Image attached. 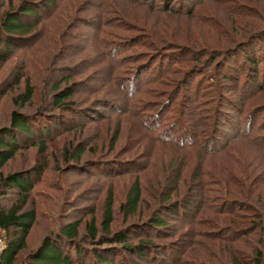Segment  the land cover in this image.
Segmentation results:
<instances>
[{"label":"rangeland","instance_id":"374dc122","mask_svg":"<svg viewBox=\"0 0 264 264\" xmlns=\"http://www.w3.org/2000/svg\"><path fill=\"white\" fill-rule=\"evenodd\" d=\"M239 1L244 3L243 6H239V9L243 13L253 16L233 17L226 7L217 6L214 2H206L203 5L201 9L203 14L179 15L160 9L155 10L153 7L150 9L140 7L133 4L132 0H106V8L110 3H114L107 10V17L121 21L118 34L112 36V40H115L117 45L116 55L109 56L108 54L111 63L105 57V53L102 55L101 49L100 52L93 48L78 55L74 61L64 59L65 56L54 60L58 47L54 48L55 41L49 38L50 35L43 38L36 48L17 50L13 55L0 60V128L9 124L13 110L28 113V116L32 118L31 125L33 127L41 122L45 124L46 121L41 119L42 117L35 118L34 116V120L31 114L42 106L52 107V98L56 92L54 87L59 84L61 76L58 71H62L60 67L63 64L75 62L74 65H76L82 62L77 68L74 81L77 82L80 78H84V82L87 81L86 84H83L85 87L94 86L100 89L99 92L92 95H88L86 91H82L81 95H75L74 100L79 105L91 106L89 109L80 111L79 115H73L75 119L82 121V125L74 126L59 136L53 137L54 139L45 138L48 140V150L43 155L37 146L28 145L29 147L20 151L2 171L6 176L12 172L30 168L36 163L46 165L43 180L35 187L26 207L27 209H36L38 212L37 223L28 238V247L17 264L28 262L27 255L36 250L46 236L57 232L63 224L74 219L90 220L93 213L98 220H101L105 197L109 190H112L115 199L113 231L120 230L132 220H145L152 215L159 204H162L160 196L162 185L159 183L165 184L166 177L171 173L170 169H176L177 165L181 164L183 165V175L180 182V193L182 194L192 185L193 175L199 171V175L208 182L205 191L210 195L209 200H212L209 205L221 208V212L205 210L201 213V217L206 213L208 220L212 219L217 225L234 230L235 238H237L228 242L232 245L231 249L224 241L217 238L211 246L212 241L208 234H211L212 228L204 224L198 227L202 233L197 235L195 240L199 241L201 245L209 244V248L204 250V248H199L200 245L195 251L193 250V253L187 252V244H183L181 248L185 253L187 252V258L193 261L194 257L195 261L203 264H226L227 262L234 264V259L238 257L243 264H253L257 256L264 255V153L262 150L252 144L253 142H249L250 139L245 138H231L230 147L232 150L214 155H208L207 152H202L199 148L183 149L177 144L155 140L153 138L155 135L149 131L150 128H144L141 118H138L133 111L135 107L139 110L145 107V111H148L174 88L177 92L175 98L178 102L182 101L184 97L186 98L184 110L199 115V125L204 123L205 128L211 127L213 114L209 113L216 104L214 95L220 87L211 84L213 82L211 79L209 81L211 83L199 80H203L204 75L206 77L213 76L214 69L221 72L222 65L217 61H223L221 58L225 51L223 49L239 44L240 40L255 31L256 27L250 29L253 27L251 24L259 22L260 25V18L264 19V15H262L264 0ZM103 2L98 0L97 3ZM86 3H89L88 0H75L73 4L71 2L72 5H76V16H78V24H80L73 30L76 33H82L80 40L95 32L89 26L84 25L85 22H95L94 16L96 15L89 6L87 7ZM7 7L6 5L0 9L3 11ZM212 18L221 20L225 24V28H221L219 26L221 22ZM71 20L72 18L63 22L64 28L73 21ZM57 22L58 20L49 22L50 31L54 37L62 31L56 25ZM188 41L191 42V47L186 48L190 51H186V48L183 47V44ZM214 49L216 65L210 63V57H200V50L212 52ZM95 55L99 57L95 60L98 65L88 67L79 73V70L86 68V60H90ZM168 56L175 60L180 57V62L173 64L174 72L166 76L163 84L158 80L143 82L140 90L132 96L127 95L121 88L123 81L124 89L128 90L129 83H138L139 80L149 76L154 77L162 65L170 64L171 59ZM242 62L241 58L237 57L236 61L230 58L227 66L230 67L229 70L234 66L238 73H242ZM88 66H90V62ZM210 67L211 69H209ZM21 73L25 74V79L29 78L34 85L33 99L23 106L20 105L21 102L18 104L16 102L17 96L25 90L26 81L22 78L20 82L17 81V78L22 76ZM194 73L195 77L192 80ZM131 78L134 79L129 81ZM224 83L229 86L227 90L231 89L226 92L228 94L234 92L239 102L242 98V94L239 92L241 85L239 90L234 81H223L222 84ZM202 84H204L203 87ZM65 85L63 83L61 88ZM197 87L202 88V94L195 91ZM210 88L212 90H209ZM206 92H210L209 96ZM105 97L119 99L108 103L98 101ZM95 102H97L98 108L104 112L102 115L109 117L97 116L94 111ZM121 102H123L122 106L133 113L120 114L119 104L121 105ZM117 105L118 108H113ZM225 105L228 108L231 106L228 103L221 105L220 120L226 110L229 112L233 110L231 107L228 110ZM206 115L210 117L207 119L204 117ZM243 122L239 127L241 129L244 128ZM228 131L232 132L233 129L230 128ZM180 132V128H174L169 132V135L181 138ZM117 133L119 135L115 141L113 136ZM186 138L190 139L189 135H186ZM79 143L89 149V152L83 156L78 167L77 161L67 160L65 150L72 145L77 146ZM262 143L263 141L260 142V144ZM216 146L219 148L220 143H216ZM209 148L212 146L209 145ZM130 160H138L137 162L143 165L149 162V166L146 171L139 173L145 186L143 203L136 216L127 221L119 212V206L124 202L136 174H133L134 171L127 172V170L120 175L115 174L112 171L115 170L116 165L113 166L110 162L118 163ZM95 161L99 163L95 164ZM234 177L240 178L242 183L240 181L236 183ZM222 186L226 187L229 192L227 202L239 203L242 201L241 196L248 198L247 195H249V199L243 200L245 205L241 207L229 204L225 205L227 208H224L223 199L216 198L219 194L222 195L219 193ZM3 192L5 189L0 185V204L9 207L17 199V195L12 190L6 194ZM228 207H232L234 214L223 212ZM170 223L173 226L177 225L172 221ZM184 228L182 226L181 230L184 233H181V239L187 236L188 228ZM83 232L82 230L81 233L83 234ZM5 242L6 234L0 229V251H2ZM83 244L85 245V243ZM93 245L97 246L98 244ZM90 246L86 245V247ZM262 258V264H264V256ZM88 263L89 261L86 264Z\"/></svg>","mask_w":264,"mask_h":264},{"label":"trees","instance_id":"16d2710c","mask_svg":"<svg viewBox=\"0 0 264 264\" xmlns=\"http://www.w3.org/2000/svg\"><path fill=\"white\" fill-rule=\"evenodd\" d=\"M71 2L73 4L75 0H2L0 8H4L6 5L8 7L3 11L0 9V60L13 55L17 50L34 49L43 38L50 35L49 38L55 41L54 48L58 47L54 60L65 56L64 59L74 61L78 55L93 48L98 49V51L101 49L102 55L105 53V57L111 63L108 54L109 56H115L117 45L115 40H112V36L118 34L121 22L107 17V10L114 3H110L106 8V0H102L103 3H97L98 0L97 2L96 0H88L89 3H86L87 7L89 6L96 13L94 16L95 22H85L84 25L89 26L95 32L89 34L87 37L84 36L83 40H80L82 33H76L73 30L74 28H78L80 24H78L79 20L78 16H76V5H72ZM132 2L140 7H147L149 9L153 7L155 10L160 9L179 15L201 14V9L206 2H214L217 6L226 7L233 17L253 16L243 13L239 9V6L244 5L239 0H132ZM262 15H264V12ZM71 18L73 21L71 20L72 22L64 28L65 24L63 22ZM212 19L221 22L219 26L225 28V24L221 20L217 18ZM57 20L56 25L62 31L54 37L50 31L49 22ZM260 23V25L259 22L251 24L253 27H250V29L256 27L255 31L250 32L246 38L240 40L239 44L223 49L225 50L221 57L223 61H217V63L222 65L220 68L223 71H215L214 69L213 76H208V78L204 75L202 77L204 79L199 80L211 83L209 82L211 79L213 81L211 84L220 87L214 95L216 104L209 113L213 114L211 117V127L205 128L204 123L199 125V115L184 110V103L187 102L186 98L184 97L182 101L178 102L177 98H175L177 92L174 88L170 93L166 94L167 96L163 100L149 108V110L147 109L148 111H145V107H142L143 109L141 108L140 110L135 107L133 110L134 114L138 118H141V124L144 128H150L149 131L153 132L155 140L177 144L178 147L183 149L199 148L202 152H207L208 155H214L230 151L231 138H245L250 139L248 141L253 142L252 144L260 148L264 153L263 18H260ZM190 44L191 42L188 41L186 44H183V47H191ZM185 50L190 51L188 48ZM215 52V49L212 52L200 50V57H210V63H215L216 65ZM237 57L243 60L242 73H238L234 66L231 67V70L227 66L230 58L236 61ZM97 58L99 57L95 55L90 60H86V68L84 67L82 70H79V73L88 67L97 66L98 62H95ZM169 58L171 59L170 64L162 65L154 77L149 76L143 80H139L138 83H129L128 90L124 89L125 84L123 81L121 84L123 87L121 88H123L127 95L132 96L140 90L141 83L143 82L158 80L162 83L166 76L174 72L173 64L180 62V57H177L176 60L172 57ZM89 62L90 66H88ZM74 63L63 64L60 67L62 71H58L59 76H61L59 84L54 87L56 92L52 98V107L47 105L42 106L31 114L33 119L34 116L35 118L42 117L41 119L46 121L45 124L41 122L33 127L31 125L32 118L28 116V113L13 110L9 124L0 128V185L5 189L4 194L12 190L17 195V199L9 207L0 204V229L6 234V242L0 253V264H17L20 261L21 255L28 247V238L37 223L38 212L34 208L27 209L26 207L31 200L35 187L43 180L46 165L36 163L30 168L21 169L6 176L2 172L3 169L23 149L31 145L37 146L39 152L43 155L48 150L47 142L49 139H54L53 137L59 136L62 132L70 130L74 126L82 125V121L75 119L73 115H79L80 111L89 109L91 106L86 105L84 107L79 105L74 100L75 95H81L82 91H86L88 95L100 91V89L94 86L85 87L83 84H86L87 81L84 82V78H80L77 82L74 81L77 68L80 67L82 62L76 65ZM195 73L197 74V72ZM195 73L191 78L192 80L195 77ZM21 75L19 79L17 78V81L20 82L21 78L26 81L25 90L17 96L16 102L17 104L21 102L20 105L23 106L33 99L34 85L29 78L25 79V74L21 73ZM133 79L131 78L129 81ZM229 80L234 81L238 89L241 85L239 92L242 94V98L239 102L234 92H230L229 94L226 92L227 87H229L228 84H222L223 81L227 82ZM63 83L67 86L65 85V87L61 88ZM83 88L84 90H82ZM201 90L202 88L200 87L195 88V91L199 94H202ZM209 90H212V88ZM209 90L207 89V91ZM208 93L210 92H206L209 96ZM118 99L116 97H105L98 101L101 100V102L105 101L108 103L115 102ZM95 103L94 111L99 117L104 112L98 108L97 102ZM224 103L231 104L230 107L233 110L230 112L226 110L223 113L222 120H220L221 105ZM122 105L123 102H121V105L119 104L120 107L117 105L113 106V108L119 107L120 114L132 112ZM153 108L154 110H152ZM229 108L228 110H230ZM102 116L109 117L107 115ZM204 117L208 119L210 116L206 115ZM242 121H244L243 129L239 128ZM174 128H180L181 138L169 135V132ZM230 128L233 129L232 132L228 131ZM118 135V133L114 134L113 139L115 141ZM186 135H189L190 139H187ZM262 141L263 143L260 144ZM218 142L220 143L219 148L216 146ZM209 145L212 148H209ZM72 146L65 150V156L68 161H77L79 167V162L89 152V149L82 143ZM137 161L110 162L111 165H116L115 170L112 171L115 174L120 175L125 170L127 172L134 171L133 174H136L132 179L133 181L124 202L119 206V212L127 221L136 216L143 203V194L145 192V186L139 173L148 169L149 162L143 165ZM94 163L97 164L99 162L95 161ZM182 167L183 165L181 164L180 166L177 165L176 169H170L169 172L171 173L166 177L165 184L163 182L159 183V185H162L160 191L162 204H159L152 215L145 220H132L120 230L113 231L115 199L112 190H109L105 197L101 220H98L95 213H93L90 220L74 219L63 224L57 232L46 236L41 245L27 255L26 259L28 262L25 264H86L87 261H89L88 264H203L195 261L194 257L193 261L189 260L186 253L188 251L194 253L195 249L201 245L199 241L195 240V237L202 233L198 227L204 224L212 228L211 234H208L210 241H212L211 246L215 240L220 239L226 245H229V249H231L232 245L228 242L237 239L235 238V231L231 228L217 225L212 219L208 220L206 213L201 217V213L205 210L221 212V208L209 205L212 200H209L210 195L205 191L208 182L199 175V171L194 173V178L191 180L192 185L186 191H183L182 194L180 193V182L183 175ZM234 180L238 183L241 179L234 177ZM240 182L242 183V181ZM219 191H221L219 193H222V195L219 194L216 198L223 199L224 208H227L225 205L229 204H236L241 207L245 205L242 201L249 199V195H247L246 197L248 198L241 196L242 201L239 203L227 202L228 189L222 186ZM238 195L240 196V193ZM225 211L234 214L232 207H228L223 212ZM170 221L175 223V225L177 223V225L173 226ZM182 226L187 227L188 231L186 232L187 236L181 239V233H184L181 230ZM82 230L84 231L83 234L81 233ZM87 244L92 247L94 246L93 244L98 245L91 248V246L86 247ZM183 244H187L188 250L186 253L181 248ZM199 248L207 250L209 244L201 245ZM263 256H257L253 264H262ZM237 258L234 259V264H243L240 258Z\"/></svg>","mask_w":264,"mask_h":264},{"label":"built area","instance_id":"2783aa9c","mask_svg":"<svg viewBox=\"0 0 264 264\" xmlns=\"http://www.w3.org/2000/svg\"><path fill=\"white\" fill-rule=\"evenodd\" d=\"M0 253H1V251H0Z\"/></svg>","mask_w":264,"mask_h":264}]
</instances>
